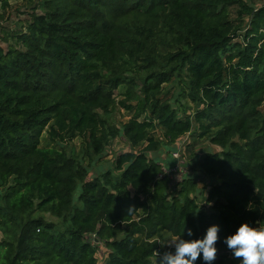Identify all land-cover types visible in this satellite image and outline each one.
I'll use <instances>...</instances> for the list:
<instances>
[{
    "label": "trees",
    "instance_id": "trees-1",
    "mask_svg": "<svg viewBox=\"0 0 264 264\" xmlns=\"http://www.w3.org/2000/svg\"><path fill=\"white\" fill-rule=\"evenodd\" d=\"M26 5L31 18L12 27L20 7L0 0V229L14 233L0 239V264H99L95 242L112 251L104 264H152L166 234L203 238L212 224L213 264H235L223 239L244 222L264 227V9L246 0ZM174 81L189 113L162 98ZM117 108L130 115L121 129L105 118ZM108 125L131 148L90 177L62 145L81 138L87 156H100ZM188 135L183 155L205 142L217 149L198 161L215 180L203 200L195 178L174 185L170 164L151 156Z\"/></svg>",
    "mask_w": 264,
    "mask_h": 264
},
{
    "label": "rangeland",
    "instance_id": "rangeland-1",
    "mask_svg": "<svg viewBox=\"0 0 264 264\" xmlns=\"http://www.w3.org/2000/svg\"><path fill=\"white\" fill-rule=\"evenodd\" d=\"M28 0H9L11 6L13 7H20L19 11H14L12 20L10 22L12 27L19 26V21H24L25 19H30L31 14L33 12V9H30L29 6L26 5ZM246 3L248 4L250 10L258 11L264 9V0H246ZM234 14H236V11L234 9ZM21 27V26H20ZM180 86L177 81H174L172 83L165 85V92L163 99H167L168 102L172 105L174 108H178L179 101L184 104V108L181 110L179 109V113L181 114L183 111H187L189 113L191 110L190 108H193V103L190 100L181 99L179 97L180 95ZM178 101V102H177ZM106 120L109 121V123L116 127V128H122L123 125L129 120L130 115L124 108H117L114 112L111 113V115H107ZM109 130V143L106 146L105 152L100 156H92L89 157L85 153V147L84 142L81 138H73L71 140H68L67 144L62 145L64 149L66 150L68 156L70 157L71 161L75 164V167L80 169L81 171H86L90 177H95L96 175H99L100 173H104L106 170H111L113 166V162L115 158L122 152L127 151L131 148L129 141L126 139V137L120 133L118 135H114L112 133V129L108 125ZM190 141L189 135L187 137H184L180 142H178L179 145H169L165 142H162V145L160 146V149L157 152H154L151 154L152 157H154L156 160H158L160 163H163V165L167 162L170 164V166L164 165V173L169 176V178L172 180V183L175 185V182H180L184 176H191L195 178L198 182L199 191L197 193L198 200H203L204 195L206 193L205 186L210 185L215 180L210 179L206 176H203L201 171L198 168V161L203 157L204 153L208 150H217L214 146H212L210 143L205 142L202 143L198 148L195 150V154L192 155V153L186 152L183 155V152L185 150V145ZM184 145V147L182 146ZM176 147V150L174 148ZM178 151V152H177ZM177 152L176 156H181V161H178L174 153ZM87 176V175H86ZM88 177V176H87ZM82 194V183L80 182L77 186V189L74 193V203L81 205L80 202V196ZM40 214H36L35 216H39ZM46 218V220L54 223L58 230H63L65 228V223L63 220L58 219L54 216H51L50 214H44L42 215ZM172 237L168 234H166L161 240L163 242L166 238ZM13 239L14 233L13 232H5L0 229V239ZM97 245V258L99 264H104L106 260L110 257L111 250L107 248L104 243L102 242H95ZM160 245V250H157L158 253H163L165 251H174V249L169 248L167 244L165 243ZM156 252H154L150 260L153 264V262L156 260ZM229 257L231 260L238 264V261L233 259L231 256V253L229 252ZM159 259V257H158Z\"/></svg>",
    "mask_w": 264,
    "mask_h": 264
},
{
    "label": "clouds",
    "instance_id": "clouds-1",
    "mask_svg": "<svg viewBox=\"0 0 264 264\" xmlns=\"http://www.w3.org/2000/svg\"><path fill=\"white\" fill-rule=\"evenodd\" d=\"M218 232L219 225L212 224L203 238L184 239L183 236H172L163 242L158 240L156 243H166L174 251H165L162 254L156 252L153 264H195L198 258L204 264H213L218 251ZM187 235L192 237V229H187ZM223 243L238 264H264V227H255L244 222L234 233L226 236Z\"/></svg>",
    "mask_w": 264,
    "mask_h": 264
},
{
    "label": "built area",
    "instance_id": "built-area-1",
    "mask_svg": "<svg viewBox=\"0 0 264 264\" xmlns=\"http://www.w3.org/2000/svg\"><path fill=\"white\" fill-rule=\"evenodd\" d=\"M182 146L184 147V145H182ZM177 152H178V151H177ZM177 152L174 153V156H175V158H176L178 161H181V156H180V158H178L179 156H176Z\"/></svg>",
    "mask_w": 264,
    "mask_h": 264
}]
</instances>
